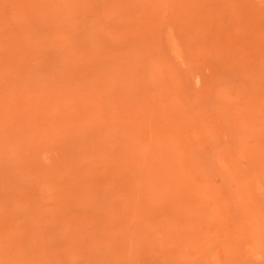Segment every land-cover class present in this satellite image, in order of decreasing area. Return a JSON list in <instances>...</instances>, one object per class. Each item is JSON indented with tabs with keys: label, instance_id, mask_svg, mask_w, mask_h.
Listing matches in <instances>:
<instances>
[{
	"label": "rangeland",
	"instance_id": "1",
	"mask_svg": "<svg viewBox=\"0 0 264 264\" xmlns=\"http://www.w3.org/2000/svg\"><path fill=\"white\" fill-rule=\"evenodd\" d=\"M0 264H264V0H0Z\"/></svg>",
	"mask_w": 264,
	"mask_h": 264
}]
</instances>
